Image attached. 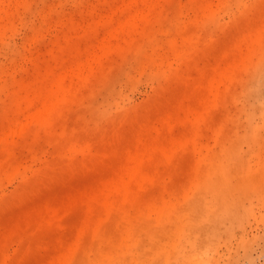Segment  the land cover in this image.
Listing matches in <instances>:
<instances>
[{
    "label": "rangeland",
    "instance_id": "1",
    "mask_svg": "<svg viewBox=\"0 0 264 264\" xmlns=\"http://www.w3.org/2000/svg\"><path fill=\"white\" fill-rule=\"evenodd\" d=\"M0 264H264V0H0Z\"/></svg>",
    "mask_w": 264,
    "mask_h": 264
},
{
    "label": "bare ground",
    "instance_id": "2",
    "mask_svg": "<svg viewBox=\"0 0 264 264\" xmlns=\"http://www.w3.org/2000/svg\"><path fill=\"white\" fill-rule=\"evenodd\" d=\"M142 156H143V154H142ZM142 156H141V154H138L137 156H136V160H139V161H141V159H142ZM137 164H134V168L133 169H131V171L132 172H130V174L131 175H133V173L134 172H139L140 173V168H141V166H140V163L139 162H136ZM134 177L132 176V179H133Z\"/></svg>",
    "mask_w": 264,
    "mask_h": 264
}]
</instances>
